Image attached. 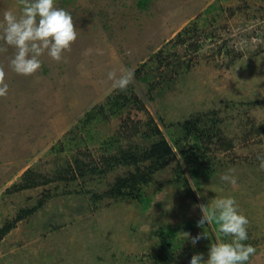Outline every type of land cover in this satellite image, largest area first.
<instances>
[{"label": "rangeland", "instance_id": "374dc122", "mask_svg": "<svg viewBox=\"0 0 264 264\" xmlns=\"http://www.w3.org/2000/svg\"><path fill=\"white\" fill-rule=\"evenodd\" d=\"M54 2L71 13L77 32L60 62L44 55L41 68L23 76L9 66L14 50L0 53L8 84L0 97V231L7 227L0 264H152L154 231L168 226L178 247L160 264H188L196 253L207 259L210 245L233 237L218 224L198 227L201 211L193 206L210 209L227 197L249 221L243 243L256 251L247 264H264V170L256 158L264 154V0ZM21 7L0 0V22L6 10L19 15ZM124 70L134 76L121 91L107 74L119 78ZM117 89L121 99L129 95L142 105L110 113L103 105ZM98 105L104 119L82 127L84 114ZM196 119L210 135L192 163L196 182L173 147L169 164L144 188L145 208L103 197L125 168L77 173L75 162L99 165L105 141L145 146L138 133L155 125L171 145L182 138L180 126ZM176 165L187 187L180 176L173 183ZM202 231L208 238L195 245L184 240L183 232Z\"/></svg>", "mask_w": 264, "mask_h": 264}, {"label": "clouds", "instance_id": "9594fccd", "mask_svg": "<svg viewBox=\"0 0 264 264\" xmlns=\"http://www.w3.org/2000/svg\"><path fill=\"white\" fill-rule=\"evenodd\" d=\"M22 6L17 15L9 9L3 13L0 22V53L14 50L9 59V66L18 75L31 76L42 66V56L60 62L63 53L71 50V45L77 39V32L70 12L57 8L54 0H17ZM108 79L114 81V88L126 90L132 82L134 73L124 70L119 78L115 72H109ZM6 72L0 67V97H5L8 84L5 82ZM260 168L264 170V154H257ZM220 179L236 185V179L228 174H222ZM194 191L196 189L193 188ZM201 193L197 192V196ZM201 211L196 221L198 227L203 229L206 224L215 222L219 225V232L223 236H230V242H220L209 246L207 259L202 253L191 255L188 264H247L250 256L256 249L251 244L243 243L248 239L246 216L238 212L236 201L232 197L218 198L211 208L204 204L194 205ZM184 233V240L195 245L199 240L208 238L202 231L195 236Z\"/></svg>", "mask_w": 264, "mask_h": 264}, {"label": "trees", "instance_id": "16d2710c", "mask_svg": "<svg viewBox=\"0 0 264 264\" xmlns=\"http://www.w3.org/2000/svg\"><path fill=\"white\" fill-rule=\"evenodd\" d=\"M139 7L146 3V0H137ZM136 73V72H135ZM139 79V77H138ZM142 79V78H140ZM139 79V80H140ZM115 90L112 94L106 98V104L103 107L109 109L110 113L119 112L125 109V107L132 103L142 105L138 103L135 97L124 96L120 98L122 92L117 95ZM115 93V94H114ZM126 105V106H125ZM141 107H138L140 109ZM102 105H98L96 108L92 107L84 114L81 119V126L85 127L92 119L101 120L104 119ZM202 124L200 120H193L192 122H185L182 124L181 133L182 138L180 140L172 139L171 145L164 139L161 131L154 125L153 127L146 126V129L138 133V137L141 140H145L146 145H136L135 143L129 144L125 147L119 146L117 143L121 140H108L102 143L100 149L106 150L105 154H100L98 159L99 165L94 163L83 164L82 162H75L77 173L80 175L107 173L115 168H125V172L114 177L112 183L107 190L103 192V197L119 199V200H132L140 203L141 208H145L149 200V196L144 192V188L150 183V177L164 166L168 165L170 159L173 158V147L178 150L179 157L183 159L184 167L189 168V173L192 176V180L196 182L197 172L194 170L192 163L202 157L201 140L205 138V141H209V134H202V129L196 126ZM137 134V133H136ZM86 137L92 139L88 131L85 132ZM86 138V139H87ZM188 143L189 146L182 144ZM185 148H188L186 151ZM115 149V152L110 153ZM179 165L174 167V180L173 183L178 182L177 178L180 176L182 183L180 185L187 187L185 178L182 176ZM178 170V171H176ZM180 181V182H181ZM29 183L23 184V188H26ZM31 185V184H30ZM25 211V210H24ZM30 212V211H29ZM22 215H20L21 217ZM213 227H216V223H211ZM7 227L0 231V234L5 233ZM157 238V250L151 253L150 257L153 261L152 264H160L164 259H168L173 248L178 247L177 240H174L175 229L173 227L158 228L154 231Z\"/></svg>", "mask_w": 264, "mask_h": 264}]
</instances>
